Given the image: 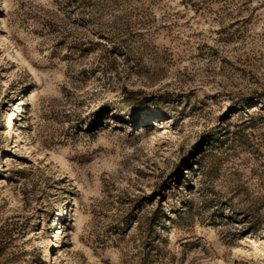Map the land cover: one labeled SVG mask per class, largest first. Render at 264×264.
<instances>
[{
  "label": "rangeland",
  "instance_id": "1",
  "mask_svg": "<svg viewBox=\"0 0 264 264\" xmlns=\"http://www.w3.org/2000/svg\"><path fill=\"white\" fill-rule=\"evenodd\" d=\"M0 264H264V0H0Z\"/></svg>",
  "mask_w": 264,
  "mask_h": 264
},
{
  "label": "bare ground",
  "instance_id": "2",
  "mask_svg": "<svg viewBox=\"0 0 264 264\" xmlns=\"http://www.w3.org/2000/svg\"><path fill=\"white\" fill-rule=\"evenodd\" d=\"M16 54H17V52H16ZM16 116V110H13L12 112H11V117H15ZM60 232H58V234H59ZM41 243L40 242H37V245L39 246ZM53 246V245H52ZM50 260H52V259H50ZM47 261H49V258L47 259Z\"/></svg>",
  "mask_w": 264,
  "mask_h": 264
}]
</instances>
